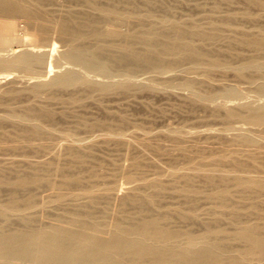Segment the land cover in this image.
Masks as SVG:
<instances>
[{
	"label": "rangeland",
	"instance_id": "374dc122",
	"mask_svg": "<svg viewBox=\"0 0 264 264\" xmlns=\"http://www.w3.org/2000/svg\"><path fill=\"white\" fill-rule=\"evenodd\" d=\"M48 1L44 2L43 8L48 9L51 17L40 19L46 27L43 37L36 39L38 29L33 19L15 15L9 17V20L15 23L18 41L0 49V59L3 60L12 59L17 54L37 56L38 53L37 57H39L38 63L33 62L28 66L18 64L0 66L2 73L0 74L2 75L0 76L2 78L0 80V177L2 178L0 204L6 203L14 192L19 196L21 194V197L25 196L29 188H24V191L23 188L14 187L10 181L40 164L43 166L52 161L55 164L67 165L71 171L76 170L78 165L66 154L67 146L79 148L90 146L92 154L84 162V168L98 169L101 185L108 183L112 185L113 191L109 193L113 194L104 193L103 195L107 194L109 197L103 199L102 195L101 202L97 204L99 206L92 209L94 219L99 223L100 232L97 233L101 237L110 234L114 222L121 219L126 225L137 219L138 216L133 214L135 205L123 206L122 198L133 187L142 186L146 181L157 179L169 185L165 190L166 194L163 193L162 202L165 200V204H162L161 209L173 212L177 206L187 207L186 202H183L185 196L180 193L179 195L170 186L174 180L172 173L176 174L177 184H181V177L178 174L180 171L195 173L188 169V158L214 162L216 172L225 175L228 180L236 174L264 176V121H258L253 116L256 110L264 109V84H262L264 74L261 73L264 70V57L261 56L264 48L257 53L258 50L254 48L253 50L249 46H240L236 43L238 35L243 31L245 32L243 34L254 35L264 30L263 8L247 5L245 0H130V3L128 0L124 2L96 0L95 3L100 2L99 5L114 3L115 7L118 6L116 9L125 17H123L124 21L121 19L119 22L104 17V14L93 9V6L86 1ZM216 5L217 7H214ZM87 13L88 16L85 15ZM92 13L102 22L101 25L99 24L101 30L109 25L115 26L122 33H140L150 28V25L160 31L167 30L168 25L165 26L163 23L164 18H168L169 23L173 21L179 23L181 27L194 25L206 32L216 29L220 31L218 39L210 40L209 43V40H200L196 37L197 40L194 38V42L197 46L203 44V47H200L209 54V57L212 55L213 59H228L229 65L218 66L212 72H207V60L198 57L192 59V63L191 59L189 62L186 59L175 63L174 59L172 60L175 56L171 53V55L167 54L169 52L163 54V57L167 55L164 59L166 61L159 65H150L143 60H139L142 63L130 61L127 62L129 64H125L120 61V58L123 60L125 57L124 51L122 52L117 46H111L114 42L115 45L119 44L121 40L98 41L99 39L95 37L88 38L87 43L84 42L87 41L85 39L83 41L85 44L82 39L76 40L77 43L81 42L86 46L78 56L71 57L72 44L53 28L52 18L62 19L64 15L63 19H65L72 15L78 21H83L88 17V20L91 17L96 18ZM219 19L222 22L217 21ZM189 22H194L196 25L186 24ZM214 23L215 29L211 27ZM147 39L145 44L142 42L136 45L137 49H141L138 51L152 55L158 53L160 49L153 46L152 42V45H149L151 39ZM231 40L235 42L232 43ZM34 42H39V48L33 45ZM103 46L109 49L103 50ZM146 48L147 50L152 48L154 53L151 49L147 51ZM91 50L94 53L99 52L94 54ZM254 52L257 54L253 55ZM117 56L120 58L115 62ZM254 57L256 63L244 68L241 73L242 61ZM49 64L55 72L49 70ZM12 72L16 73V76L12 77L14 75ZM65 74L70 75V81L65 85L57 83V79ZM101 87L106 89L101 90ZM231 110H234L235 114L229 113ZM25 127L38 128L43 133L42 138L21 135V129ZM245 138L248 140L245 141ZM222 154L225 156L220 161L219 157ZM135 155L143 158L142 169L133 167L132 159ZM43 159L45 163H41ZM232 160L247 165L234 166ZM52 166L53 164L51 168ZM55 178L58 177L55 175ZM193 183L204 190L208 189L200 173H195ZM42 184L32 188L30 186L29 189V191H37L34 192L35 200L41 201H36L35 208L39 211L33 208V212L36 211L34 213L31 209L30 213L26 211L28 214L7 213L5 218L4 215H0L1 232L24 229L27 225L30 227L61 225L74 229L75 225L69 222L68 212L78 208L85 199L68 200L58 206L46 204V200L54 194V191L45 182ZM36 189H39V192ZM230 191V204L244 206L250 201L248 197L250 195L239 192L233 185H230ZM197 197V207L190 213L193 219L183 221L170 213L172 220L168 225L194 229L196 235L205 232L208 224L217 225L229 234L234 231L230 207L219 213L217 199L204 194H199ZM131 207H134L133 210ZM261 208L264 209V204ZM155 209L160 210L159 207ZM152 211L153 214L157 213L155 210ZM59 212L64 214L61 215ZM124 213L131 215V218L127 219L128 223L126 218L121 217ZM19 214L27 217L23 218V215ZM197 218L200 223L197 222ZM189 220L196 222L191 221V223ZM56 221L60 224H53ZM3 227H6V230ZM228 241L232 242V239ZM1 262L32 264L29 260L16 256L1 258L0 264Z\"/></svg>",
	"mask_w": 264,
	"mask_h": 264
},
{
	"label": "bare ground",
	"instance_id": "6f19581e",
	"mask_svg": "<svg viewBox=\"0 0 264 264\" xmlns=\"http://www.w3.org/2000/svg\"><path fill=\"white\" fill-rule=\"evenodd\" d=\"M45 1L46 0H0V49L5 46H10L12 45V43L18 41L19 37L16 33L15 23L9 20V17L15 15L33 19V22L38 29L35 35L36 39H41L43 37L46 27L42 22H40V19L51 17L50 13L47 11L48 9L45 10V8H43V4ZM78 1L89 2L90 5L93 6L92 8H95L101 14H104L105 16L102 15L104 17L107 16L112 19L119 20V22H121V19L122 21H124L123 13L119 12L116 9L118 6L116 5L117 7H115L114 3L107 4L105 2H102L106 5H99L100 2H98L97 4L95 3L96 0ZM116 1L114 0V2ZM122 1L124 2V0ZM128 1V3H130V0ZM133 1H131V3ZM245 1L247 5L258 6L264 9V1L262 0ZM214 7H217V5ZM88 14L89 13L85 15L88 16ZM92 15L96 16V18L93 17L92 19ZM92 15H90V20H88L89 17H85L86 20L84 19L83 21H78L72 15L67 16L65 19H63L64 15L62 16V19L61 17L55 18L52 16L53 28L62 37L69 39L72 44V48L70 51L71 57L78 56L84 51V46H86L82 45L80 41V44L77 43L76 40L82 39L83 42L85 39H87V41H84L85 43H87L88 38L95 37L99 39L98 41L105 39H119L122 41L117 45H115V42L111 45H114L115 47L117 46L122 50V52L124 51L125 53V57H123V60L122 58L118 57L121 54L120 53L117 56V59H114L115 62L120 58V61L125 64H129L127 62L130 61L143 60V62H147L150 65H159L166 61L164 59H166L165 57H167V55L163 57V54L169 52L167 54L171 53L176 57L172 58V60L176 59L175 61L173 60V62L175 63H179L183 60L185 61L186 59H188V62L189 59H191L190 62L192 63V59L198 57L203 58V60H207V72H212L216 67L226 66L228 64V59H213L212 55L211 57H209V54L200 47L203 44L197 46V44H195L194 42L196 37L197 39L200 38V40H209V43H211L210 40H213L215 38L218 39L217 36H220V31L218 32L214 28L215 23L214 26H211L215 30L212 32H206L204 31V29L202 30L199 27H195L194 25H192V23L195 24L194 22L186 23L191 24L192 26L181 27L179 23L174 21L169 23L170 20L168 18H164L163 23H165V26L168 25L167 30L160 31L156 27L150 25V28L147 27V30H144L140 33H122L115 26L109 25L105 29L101 27V30L100 25L102 22L97 17V15L93 13ZM222 20L224 21L225 19ZM217 21L221 20L219 19ZM139 23L141 24V20ZM165 26H163V28ZM217 27L219 28L220 26ZM243 33L245 32L243 31L238 35L236 43L240 46H249V48H254L255 50H258L257 53H260L259 50L264 48V30H260L258 34L255 33L254 35H248L250 33ZM147 38L151 39L149 41V45L152 42L153 46L155 45L157 46L156 48L160 49V51L158 50V53L155 52V54L152 48H149L152 51L149 49L147 50V48L146 50L153 52V55L151 53L147 54L144 51H138L141 49H137L136 45L142 42H144L145 44ZM233 40H231L232 43L235 42ZM74 42H76L77 44H75ZM33 45L37 48L39 42H34ZM97 46L99 47V44ZM111 46L109 47L111 48ZM87 48H89V46ZM107 48L108 47H104V49H101L106 50ZM119 49L118 52L120 51ZM93 50H91L92 53H94ZM3 53L4 52H2V54ZM257 53L254 52L253 55ZM262 54H264L263 52H261V56L264 57V55ZM9 55L11 57L13 56V54ZM37 56H32L29 54H17L14 58L9 60L0 59V66L10 64L28 66L33 62H39V57ZM199 61L201 60L199 59ZM203 62L205 61H202V63ZM242 62L243 68L240 69L241 73H243L242 70L244 71V68L253 66L256 63V60L254 57L248 58ZM117 63L120 62L117 61ZM139 63L142 62L139 61ZM49 70H52L51 64H49ZM8 71L9 70H7V72ZM12 73L11 75H9L12 76L14 74L12 77L16 76V73ZM261 73L264 74V70ZM248 74L250 75V72ZM18 75L19 74H17V76ZM0 76L2 77V75ZM4 76L5 79H7L6 75ZM34 78L36 80V77ZM70 79V75L65 74L64 76L62 75L59 79H57L56 82L61 85H65L70 81ZM0 80H2V78ZM100 89L105 90L106 88L101 87ZM42 111L44 112V110ZM46 112L48 114V111ZM229 113L235 114V111L231 110ZM253 116L258 121H264V109L256 110ZM20 134L23 136H34L37 138H42L43 136L42 131L36 127L22 128ZM244 140L247 141L248 138H245ZM125 145L129 146V144ZM91 152L92 148L90 146H87L85 148L67 146L66 154L74 163L78 165L76 167V170L71 171L67 165L55 164L51 161L50 163H46L43 166L42 164H40L41 166L38 164L39 166H37L36 168H33L31 166L33 170L29 171L28 173L19 174L10 181L14 187L23 188L24 191L25 189H30V186L31 188L32 186H41L43 185L42 183L45 182L54 191V194L46 200V204H54V206H58L63 205L68 200L80 201V199H85V202H82L78 208H75L72 211L68 210V216L70 218L69 222L71 221L73 225H75L76 228L74 227V229L61 225H54L49 227H30L28 225L26 227L25 225H23L25 226V228L23 227L24 229L21 228L8 232H1L0 229V259H8L16 256L27 259L29 260V263L32 264H264V209L261 208V205L264 204L263 175L236 174L228 180L225 175H221L216 172L214 162H207L203 159L188 158V169H191L196 174L200 173L203 175L204 184L206 187H208L207 190L194 185L193 177L195 173H193V175L191 172L185 170L180 171L178 174L181 177V184H177L175 182L177 181V177H175L176 174L172 173V176H174V180H172V184L170 183V188L176 190L178 194L180 193L185 196V201L183 202H186L187 205H185L187 207L184 208L183 205L182 207L177 206L176 209H173L175 211L167 212L168 209L166 211V209L163 210L161 209V207L165 202V200H163L162 202L163 193L166 194L165 190L166 188H169V185L167 186V183H164L157 179L146 181L142 186L133 187L131 191L122 198L123 206H128V204L135 205V209L133 210L134 207H131V209L134 211L133 214H136L138 216L137 219L128 223V218H131V215L124 213L121 217L126 218L125 220L128 224H123L121 219L119 220L120 217H118L117 219L119 221L114 222L115 224H113L112 228L110 229V234L107 237H101L97 233L100 229L99 223L95 221L92 209L96 206H99L97 204L101 202L100 197L104 193H109L112 190V185L109 183L106 185H101L99 181L100 174L98 169H90L88 167V170L84 168V162H86V159L92 154ZM224 156L225 155L222 154L219 157V160H223ZM44 161L45 159H43L41 163H45ZM51 164H53L52 168ZM232 164L234 166L242 167L247 165L236 160H232ZM132 165L136 169H142L144 165L143 158L139 155L133 156ZM55 175L58 178H55ZM0 179L2 178L0 177ZM230 185H233L239 192L250 195L248 196L250 198V201L247 202L244 206L230 204ZM29 189L26 195L25 193H23L25 195H22L23 197H21V194L20 196L17 195V192L12 193L10 199L8 198L9 200H6V203L0 204V215H4L5 218V215H7V213H9V215L13 212L20 213L29 211L30 213L31 209L32 213L39 211L38 208H35L36 201L39 200H35L34 194L37 193V191L35 192L34 190V193L31 190L29 191ZM36 190H38L39 192V189ZM109 194L113 193L111 192ZM199 194H204L207 197L217 199L219 213H222L224 209L230 207L231 219L234 226V231L232 233L229 234L227 232H224L217 225L213 224H208V226L206 225L207 227L205 229V232L200 235H196L194 233L195 230L191 228H189L191 229L189 230L188 228H183V226L179 227V225H177L178 227H171L168 225V222H171L172 220L170 213H172L173 217L176 216V218H180V220L183 221H187L188 219H190V213L194 209H196L195 207H197L196 200L198 198L197 195ZM106 196L109 197V195L105 194L101 198L105 199ZM45 197L43 196V198ZM68 203L70 204V202ZM158 207L160 210L157 211V209L155 208ZM33 208H35L36 211L33 212ZM55 208L57 209L58 207ZM169 209H171V207ZM152 210H155V212L157 211V213L153 214L154 212ZM26 213L28 214V212ZM59 213L61 214V212ZM63 214L64 212L61 215ZM25 217L23 215V218ZM30 217H32V215ZM30 220H32V218ZM66 221H68L67 218ZM189 221L193 222V220ZM195 222L196 221H194L193 223ZM197 222L200 223L199 219L197 220ZM55 223L59 222H53V224ZM11 228L13 229L15 227ZM4 229L6 230V227ZM7 229L10 228L7 227ZM228 239H232V242H229Z\"/></svg>",
	"mask_w": 264,
	"mask_h": 264
}]
</instances>
